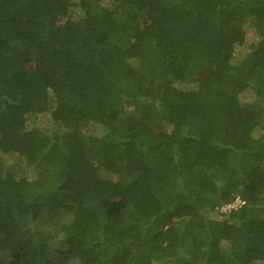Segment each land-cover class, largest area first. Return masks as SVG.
Here are the masks:
<instances>
[{
  "label": "trees",
  "instance_id": "1",
  "mask_svg": "<svg viewBox=\"0 0 264 264\" xmlns=\"http://www.w3.org/2000/svg\"><path fill=\"white\" fill-rule=\"evenodd\" d=\"M0 264H264V0H0Z\"/></svg>",
  "mask_w": 264,
  "mask_h": 264
},
{
  "label": "rangeland",
  "instance_id": "2",
  "mask_svg": "<svg viewBox=\"0 0 264 264\" xmlns=\"http://www.w3.org/2000/svg\"><path fill=\"white\" fill-rule=\"evenodd\" d=\"M94 131H95L96 133L99 132L98 129H95ZM17 169H18V168H17V167H14V166L6 167V171H8V172H14V171H16ZM38 224H39V225H38V229L43 230V229L46 228V223H45L44 221H40ZM54 257H55L54 254H50V258L53 259Z\"/></svg>",
  "mask_w": 264,
  "mask_h": 264
},
{
  "label": "built area",
  "instance_id": "3",
  "mask_svg": "<svg viewBox=\"0 0 264 264\" xmlns=\"http://www.w3.org/2000/svg\"><path fill=\"white\" fill-rule=\"evenodd\" d=\"M241 204H242V202H241L240 200L235 199V201H234L232 204H228V205H226L225 208H224V210H230V209H233V208H235L236 206L241 205Z\"/></svg>",
  "mask_w": 264,
  "mask_h": 264
}]
</instances>
